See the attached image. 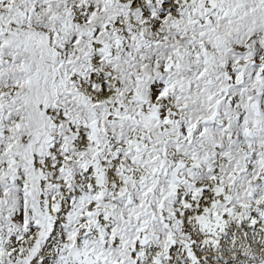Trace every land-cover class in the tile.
<instances>
[{"label":"snow or ice","instance_id":"6c2138e0","mask_svg":"<svg viewBox=\"0 0 264 264\" xmlns=\"http://www.w3.org/2000/svg\"><path fill=\"white\" fill-rule=\"evenodd\" d=\"M0 264H264V0H0Z\"/></svg>","mask_w":264,"mask_h":264}]
</instances>
